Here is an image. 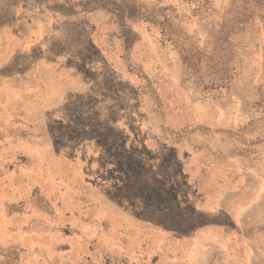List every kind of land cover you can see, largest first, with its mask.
Wrapping results in <instances>:
<instances>
[{
  "label": "rangeland",
  "instance_id": "374dc122",
  "mask_svg": "<svg viewBox=\"0 0 264 264\" xmlns=\"http://www.w3.org/2000/svg\"><path fill=\"white\" fill-rule=\"evenodd\" d=\"M0 264H264V0H0Z\"/></svg>",
  "mask_w": 264,
  "mask_h": 264
}]
</instances>
